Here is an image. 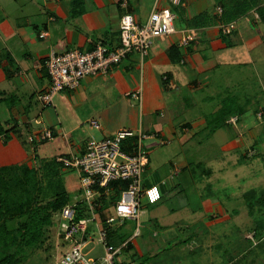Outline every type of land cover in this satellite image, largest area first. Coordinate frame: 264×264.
<instances>
[{
  "label": "crops",
  "instance_id": "obj_1",
  "mask_svg": "<svg viewBox=\"0 0 264 264\" xmlns=\"http://www.w3.org/2000/svg\"><path fill=\"white\" fill-rule=\"evenodd\" d=\"M156 3L157 0H0V121L6 129L0 134V167H37L58 156L81 155L90 139L112 136L121 128L156 134L144 141L149 163L142 187L159 186L162 198L155 203L142 200L139 226L135 220L126 219L115 227L110 240L118 244L113 245L120 246L131 239L117 256L122 263L145 256V250H166L174 243L183 245L197 239L209 241L211 237H201L199 232L185 239L179 234L183 235L182 229L188 225L200 224L204 232L205 228L214 232L223 223V210L229 208L226 198L222 201L216 196L213 182L223 168H231L230 163H223V168H209L205 176L198 177L196 166L203 161L194 150L204 151L201 156L208 154L210 160L236 152L241 155L236 166L250 167L253 186L241 188L239 197L227 195V199L244 201L246 191H264V119L256 114L264 111V103L239 99L255 90L256 84L249 81L264 79L258 68L264 66V22L256 7L234 20L236 28L226 34L220 26L223 12L217 11L219 6L223 9L220 0ZM155 4L172 9L175 30L156 37L144 59L130 53L107 73L86 76L78 89L58 92L54 106H42L37 93L50 84L45 61L52 49H89L97 42L115 48L120 43L122 16L130 13L142 23ZM259 4L264 5V0ZM199 14L215 17L217 22L192 25ZM186 36L192 38L187 44L183 41ZM230 70L243 73L244 80L231 78ZM141 84L142 105L128 96ZM229 104L237 110L233 116L237 117V125L226 123L211 131L215 116ZM42 127L53 129L54 138L32 146L28 136ZM218 131H223V142L213 147L219 141L214 135ZM135 140L124 141L122 148L132 153ZM249 150H256V154L249 156ZM229 158L221 157L223 162ZM71 171L62 168L61 177L67 191L76 193L80 182ZM174 172L175 178L167 180ZM248 177L241 173L239 179L247 181ZM199 178L201 183L197 182ZM115 201L108 206L110 214ZM95 218L102 224L97 212ZM202 244L199 241V246ZM90 245L88 250L93 253L100 244L92 241Z\"/></svg>",
  "mask_w": 264,
  "mask_h": 264
},
{
  "label": "built area",
  "instance_id": "obj_2",
  "mask_svg": "<svg viewBox=\"0 0 264 264\" xmlns=\"http://www.w3.org/2000/svg\"><path fill=\"white\" fill-rule=\"evenodd\" d=\"M171 4H181L183 0H168ZM158 3V0H157ZM156 3V4H157ZM155 8L144 22H137L130 13L124 14L120 21V43L115 48H109L102 42H97L91 49L72 48L63 52L52 49L45 61V67L51 84L37 93V98L43 107L54 106L58 92L70 89L76 90L82 80L88 75L107 73L110 68L120 63L130 53H137L142 59L150 52L154 39L175 30V13L169 6ZM223 12L221 6L217 8ZM258 17V15H257ZM223 33L230 34L235 28V21L222 23ZM44 35V34H42ZM189 36L183 39L188 43ZM128 96L143 103L144 91L142 84ZM263 111L258 113L261 118ZM236 122V117L230 119ZM94 124H96L94 122ZM156 136L141 129H118L114 135L103 139H90L86 151L81 155L58 156L57 161L65 168L75 170L80 179V193L74 195L63 208L56 213L59 220L57 237L69 243L65 250L56 255L53 264H136L134 261L122 263L117 256L128 247L131 239L115 246L109 241V229L121 226L126 219L135 220L138 226L141 222L142 200L155 203L162 198L157 185L142 187L143 174L149 163V155L144 147V141ZM54 138V131L42 127L28 136V141L34 146L36 142H44ZM136 138L133 152L122 148L124 141ZM113 182H125L120 188V198L114 203V211L106 218L104 226L96 220V206L102 196L110 197L114 193ZM85 208L84 214L78 217L79 209ZM90 213L91 216H87ZM91 225L93 227H91ZM138 234V229L135 235ZM92 241L103 247L100 257L90 256L86 248Z\"/></svg>",
  "mask_w": 264,
  "mask_h": 264
},
{
  "label": "trees",
  "instance_id": "obj_3",
  "mask_svg": "<svg viewBox=\"0 0 264 264\" xmlns=\"http://www.w3.org/2000/svg\"><path fill=\"white\" fill-rule=\"evenodd\" d=\"M220 3L223 6V13L220 18L223 23L236 20L254 7L264 22V5H260L259 0H220ZM216 22L215 17L199 14L191 21V24L207 26ZM226 106L223 112L215 116L214 122L210 126L211 131L226 123L237 125V117L235 123L229 121L237 115L235 106L230 104ZM259 119H264V111ZM5 130L0 121V134L5 133ZM255 154L256 150H249L248 152L251 157ZM62 168L64 166L57 159L37 167L27 164L0 167V264L21 263L28 257L27 252L30 249L42 246L49 236V231L55 223L56 213L71 200V195L61 177ZM125 184V182L111 183L114 193L109 197L110 200L106 196H102L96 212L100 215L104 226H106L105 221L110 214L108 206L111 201L117 200L121 193L120 188L124 187ZM43 194L45 197H49L44 203L40 199ZM243 197L250 213L253 214V208H264V191L258 193L256 190H248ZM84 211L85 208L81 207L78 217L82 216ZM15 218H18L17 227H9V220ZM253 223L252 229L255 238H261V235H264L261 229V226L264 225V218L255 217ZM114 231L115 228L109 229V241L118 244L112 239L110 240Z\"/></svg>",
  "mask_w": 264,
  "mask_h": 264
},
{
  "label": "rangeland",
  "instance_id": "obj_4",
  "mask_svg": "<svg viewBox=\"0 0 264 264\" xmlns=\"http://www.w3.org/2000/svg\"><path fill=\"white\" fill-rule=\"evenodd\" d=\"M258 68L261 72L260 77H262V75L264 76V66L258 65ZM250 70L253 71L252 68H250ZM228 74L231 78H235V80H244V74L240 71L236 73L230 70ZM248 83L256 84L255 90L252 91L253 95L244 94V96H242L241 98L239 97L240 101L242 100L244 102L252 101V103H264V90H262L264 89V79L257 78V81H249ZM214 135H216L215 138L219 141L218 144H215L213 147H219V144L223 142V131H218L217 134ZM194 152L195 156H197V158H199L201 162L203 161L202 163H200V165L196 166V174H198V177L205 176V171L208 172L209 168H223V163H230L228 166H231V168L227 169V171L223 168L222 174L214 179L213 182V187L215 188L214 190L217 191L216 196L221 198L222 201L223 197L226 198L224 199V202L229 208L227 210L226 208L223 210V223L216 226V228L218 229L214 232H212L211 229L205 228V232L207 233L204 232L203 225H188L187 227H184L182 229V233L183 235H185V237H183L182 234H179L180 238L185 239L187 236L189 237L195 234L197 235L199 232L201 237L206 236V238L211 237V239H209V241L198 239L192 240L188 243H183V245L174 243L166 250L161 248L159 251L155 252L147 253L145 250V256L135 257L132 261H134L136 264H220L221 262H223V264H264V235H261V238L256 239L252 229L254 225L253 220L255 217H259L261 219L264 218V208H253L252 214L250 213L248 207H246L245 201L227 199L226 197L227 195L232 197L234 196V198L239 197V191H241V188H249L253 186L252 170L246 165L239 168L236 166L239 165L241 160V158H239L241 155L239 156L236 152L228 153L225 156H218V160H210L208 154L201 156L204 151L194 150ZM206 156L208 158H206ZM221 157H223L224 159L230 157V160L227 162H223ZM196 160L198 161V159ZM233 171L236 172L234 176L232 174ZM71 172H74V174H76V176L78 177V181L80 182L78 173L75 170H72ZM239 172L240 174H238ZM241 173L244 176H249L247 178V181L239 179ZM174 175L175 172L171 176H169L167 180L174 179ZM226 175L229 176L226 177ZM249 178L251 179L248 181ZM197 182L201 183L202 178H199V181ZM80 191L81 189L79 183V188L77 189L76 193H80ZM76 193L70 192L71 199L74 198V195ZM118 198H120V195ZM40 199L41 202L44 203L49 199V197H45L43 194ZM195 201L197 202V200ZM196 202L194 203L196 204ZM87 216L90 217L91 214L87 213ZM8 223L9 227H17L18 218L9 220ZM58 225L59 220L55 219V223L54 225H52L51 230L49 231V236L47 235L48 237L45 239L42 246L35 249H30L27 252L28 257L21 261V263L19 264H53L56 255H59L60 251L63 252L65 250V247L69 246V243H66L63 241V239H59L57 237ZM91 227L93 226L91 225ZM261 229L264 232V225L261 226ZM210 234H212V236ZM199 241L203 242L201 246H199ZM210 245L211 247H209ZM213 245H217V247H219L215 248ZM91 247V245L88 246L86 248V251ZM101 251L103 252V247L101 245H97L95 251L93 253H90L89 255L94 257L96 254L102 253ZM201 251L204 252L203 255H200Z\"/></svg>",
  "mask_w": 264,
  "mask_h": 264
}]
</instances>
